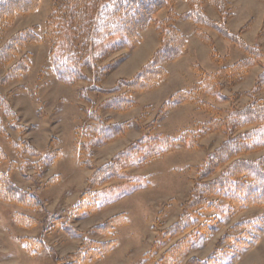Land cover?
<instances>
[{
  "label": "rangeland",
  "instance_id": "obj_1",
  "mask_svg": "<svg viewBox=\"0 0 264 264\" xmlns=\"http://www.w3.org/2000/svg\"><path fill=\"white\" fill-rule=\"evenodd\" d=\"M228 1L231 17L226 28L236 34L246 27L241 33L242 39L249 46H259L264 54V33H261L264 0ZM53 3L54 0H40L36 11L16 17L2 33L1 43L24 29L35 28L37 35L42 37L44 24L53 12ZM202 8L209 19L218 21V15L206 0ZM174 11L182 15L188 11V5L178 1ZM166 12L160 11L154 17L155 23L164 19ZM175 26L186 37L184 55L165 63L167 76L156 89L133 95L134 105L127 111L119 112L107 106V101L117 94H96L89 91L91 83L88 81L64 84L54 74L46 72L50 62L45 41L25 45L19 56L1 70V75L6 74L20 57L29 54L27 71L1 89L7 96L13 117L3 119L0 149L5 158L0 162V174H6L13 186L34 195L40 207L32 210L0 201V264H79L83 242L112 241L109 253L86 264H162L165 253L186 240L184 237H188L191 244L180 264H196L194 260L205 261L211 256L217 257V264H264V226H261V233L250 231L256 238L248 243L235 245L234 240L225 238L239 236L241 242L247 240L249 237L244 232L248 226H241L260 220L264 206H249L231 213L224 199L214 197L210 199L214 209L201 214L188 232L171 239H164L161 234L178 220L182 205L193 188L197 168L225 140L222 131L206 132V124L213 119L223 120L232 110L244 107L249 95L264 102V91L255 92L254 88L264 69L261 60L249 69L240 83L225 82L213 97H199V101L216 112L187 102L164 116L159 114L160 107L171 95L195 88L200 71L213 75L221 67L245 58L238 48L212 29H197L191 21L183 19H178ZM196 30L211 38L219 62L213 61V51L197 38ZM157 37L155 27L147 28L141 32V42L135 49L129 51L122 47L110 52L99 66L114 59L118 60V65L99 87L109 91L120 79L128 80L136 75L158 50ZM98 40V49L122 42L108 35ZM82 89H87L83 97L80 95ZM94 112L106 125L128 123L130 129L112 141L89 143L87 138L83 139L84 129L93 123L90 115ZM185 134L188 140L183 145L126 169L119 179L90 188L95 172L130 145L156 136L177 139ZM52 139L56 140V146L50 149ZM83 143L86 145L81 150ZM55 151L60 153L57 160L49 163L43 160ZM263 155L264 150L243 158L256 159ZM232 162L221 167L211 179L224 174ZM87 192L94 195L95 211L76 213V204ZM120 214L126 218L127 225L114 229L108 236L93 232L95 227ZM15 215L32 218L34 227H18L14 223ZM205 224L214 229L208 237L198 231ZM25 239L40 241L41 249L35 254L28 253Z\"/></svg>",
  "mask_w": 264,
  "mask_h": 264
},
{
  "label": "trees",
  "instance_id": "obj_2",
  "mask_svg": "<svg viewBox=\"0 0 264 264\" xmlns=\"http://www.w3.org/2000/svg\"><path fill=\"white\" fill-rule=\"evenodd\" d=\"M39 1L0 0V72L19 56L25 45L45 41L49 47L50 62V68L45 69L46 72L54 74L64 84L74 85L77 82L88 81L91 83L89 91L96 94H117L107 101V106L119 112L127 111L134 105L133 95L156 89L167 76L163 65L184 55L186 37L175 26L178 19L191 21L197 29L202 27L212 29L218 36L238 48L245 58L230 66L221 67L213 75L200 71L201 77L195 88L171 95L160 107L159 114L164 116L177 105L187 102L197 103L201 107L210 109L211 112H216L208 104L199 101V97H213L225 82L230 85L240 83L251 67L259 64L261 60L264 63V54L259 46H249L242 39L241 33L246 27L240 28V32L236 34L226 28V23L231 17L228 0H206L218 15V21L207 17L202 8L203 0H54L53 12L44 24L42 37L37 35L35 28L24 29L4 44L1 43L2 33L16 17L36 11ZM178 1L188 5V11L182 15L174 11ZM162 10L167 11L166 17L155 23L154 17ZM151 27L156 28L159 42V48L152 59L131 79H120L109 91L101 89L99 85L115 71L118 60H111L102 67L99 64L109 57L110 52H115L119 48L123 47L129 51L135 49L141 42V32ZM261 33H264V25ZM195 34L213 51L211 53L213 61L219 62L211 38L199 30H196ZM102 35L120 38L122 42L114 47L98 49L100 44L98 38ZM29 59V54L20 57L6 74H0V133L4 131L3 119L13 117L10 103L1 89L9 81L19 79L27 71L30 65ZM254 88L255 92L264 91V69L257 77ZM84 93H87V89L80 91L82 97ZM248 97L249 102L244 107L232 110L223 120L213 119L204 127L206 132L222 131L225 140L197 168L193 188L188 200L182 205L178 220L169 229L161 232L164 239H171L188 232L195 221L201 218V214L214 209V203L210 200L214 197L219 196L220 199H224L231 213L249 206H264V155L256 159L243 158L264 150V102L253 94ZM83 112L86 114L85 111ZM95 114L94 112L90 115V121L93 123L84 129L83 139L87 138L89 143L95 140L100 143L112 141L130 129L128 123L106 125ZM187 138L186 134L185 137L177 139H162L156 136L130 145L117 154L112 162L95 172L90 181V188L92 185L98 186L121 178L126 169L142 165L183 145ZM82 145L81 150L86 144ZM55 146L56 140L52 139L49 148L53 149ZM28 150L32 151L30 147ZM59 156L60 153L55 151L48 153L43 160L49 163L57 160ZM4 158V152L0 149V162ZM229 162L232 164L226 172L212 180L218 170ZM0 201L32 210L40 207L34 195L13 186L6 174H0ZM95 208L94 195L87 192L76 204L75 212H93ZM14 223L25 229L33 228L35 225L32 218L22 215H15ZM212 223L211 221L210 224ZM124 225H127L126 218L121 214L115 215L104 224L95 227L93 232L108 236L114 229ZM244 226H248V230L244 232L249 237L247 240L241 242L239 236L225 238L234 240L235 245L248 243L250 239L254 240L256 236L254 237L250 231L253 230L254 234L262 232L264 215L260 220L244 223L241 228ZM213 230L206 224L198 228L199 233L204 237H208ZM184 238L186 240L178 242L165 253L162 264H180V259L185 256L184 253L191 244L188 237ZM24 242L28 253L35 254L41 249L40 241L25 239ZM113 244V241L83 242L79 251V264L98 260L110 252ZM216 259L217 257L211 256L205 261H194L196 264H217Z\"/></svg>",
  "mask_w": 264,
  "mask_h": 264
}]
</instances>
